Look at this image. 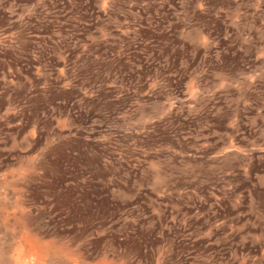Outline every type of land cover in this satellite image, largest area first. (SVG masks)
Wrapping results in <instances>:
<instances>
[{
  "label": "rangeland",
  "instance_id": "obj_1",
  "mask_svg": "<svg viewBox=\"0 0 264 264\" xmlns=\"http://www.w3.org/2000/svg\"><path fill=\"white\" fill-rule=\"evenodd\" d=\"M0 264H264V0H0Z\"/></svg>",
  "mask_w": 264,
  "mask_h": 264
}]
</instances>
